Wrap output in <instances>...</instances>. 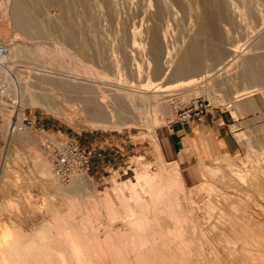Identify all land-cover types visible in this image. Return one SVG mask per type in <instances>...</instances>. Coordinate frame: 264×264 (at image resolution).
<instances>
[{"label":"rangeland","instance_id":"374dc122","mask_svg":"<svg viewBox=\"0 0 264 264\" xmlns=\"http://www.w3.org/2000/svg\"><path fill=\"white\" fill-rule=\"evenodd\" d=\"M8 1L0 0V42L6 43L7 50H9V43L19 42L28 45V47L37 46L39 51L38 54H35L36 56L25 55L20 51L9 57L10 66L18 76L19 82L15 76L5 77L0 69V80L8 82L9 92L16 103L15 108L7 106V109L21 112L23 116L30 119V123L23 124L20 128L21 131L18 129L11 131L7 127L6 119L0 120V224L4 222L11 226H19L24 231H31L40 224L48 223L52 228L57 229L61 226L59 219L65 218L78 220L90 230L95 222H99L98 220L113 221L117 224L119 219L120 221L127 217V219L130 217L133 219V214L138 213L135 216L143 215L141 220H143L142 222L146 221L142 223L144 227L141 226V228L144 229L147 225L148 233H146L148 235H145L146 237L150 236L147 237L148 239H145L144 236L141 241L136 240L135 242L138 244L133 242V247L138 245L139 249L136 250L135 247L136 251L134 252L141 250L139 254L137 252L133 255L134 249H131L132 252L129 250L132 241L127 243L130 246L127 247L128 249L125 247V251L129 250L128 254L131 252L130 255H133L130 256V259L128 258V264L131 262L132 264H240L243 245L248 243L246 241H249L248 236L252 232L261 229L263 223L261 222V225L258 221L264 219L262 190L257 188L259 186H255L254 181H251V176H247L248 174L252 175L251 173L257 166H264V144L262 141L264 139V91L241 93L242 90L239 88L241 79L238 77L241 65L232 66L229 69L231 78L220 77L216 82H213L204 73V76L197 79L198 81L188 85L192 88L185 85L188 94L179 95L183 103L201 95L209 100L213 112L218 110L220 113H229L231 111L233 117L229 120V127L237 141V149L233 153H224L206 132L201 137L193 138L194 145L190 140H186L185 147L179 151L173 152L167 143L171 151L169 153L165 150L164 139L169 128L170 114L154 110L150 102L142 104L141 100L137 98V107L133 109V103L128 105L129 114L132 117L135 116L133 122L128 120L116 125L102 126L89 117L90 111L96 104L94 100H88L83 95L77 99L74 96L76 93L72 91L68 93L69 95L63 94L58 86L52 84L50 86L44 82L39 84L34 77V71L39 70L46 69L45 71L49 72L53 69L57 75L65 69L81 68L80 70H84L83 68H85L89 70L84 73L87 77L105 82L111 78L119 77L118 68L113 66L117 61L121 68L119 69L123 73H121L122 76L124 75L129 84H144L149 79L153 84H166L174 79L170 72L162 77H154L149 73L151 62L146 46L149 42L150 29L158 25L159 27H157L165 35L164 43L168 44L167 47L164 46L175 54L176 51H181L182 48L185 49L191 44L185 42L192 33V19L197 16V7L205 5V7H209L212 0H179V4L168 5L167 11L163 12L165 14L157 18H153L143 10V0H51L50 5V0L47 5L43 4V0H23V4L28 5L29 8L31 6L33 9H29V25L32 24L28 25L29 30L15 26L9 17ZM231 1L235 4L236 14L233 15L232 9L226 6L230 12L225 8L226 20L223 23L224 26L227 25L229 32L223 33L225 42L222 44L227 48H230L231 43L249 45L254 40V32L264 24V0ZM204 2L205 4H203ZM134 14L136 15L134 16ZM40 22L43 24L46 22L45 24H49V26L45 27ZM63 47H70L69 49L76 53L68 54ZM171 47L174 49L171 50ZM167 49L165 50L167 51ZM258 50L264 51V47ZM168 52L166 53L168 54ZM229 57L230 55H225L223 61ZM146 59L149 61L147 62ZM201 60L203 66L211 62L207 58ZM223 61L219 62L216 67L222 65ZM79 65L81 67H78ZM134 67L138 70L133 71ZM211 81L213 84H217L213 85ZM209 82L212 84L211 86ZM248 82L249 77L246 76L245 83ZM17 83L23 88L22 98L21 94L19 95L14 89ZM167 87L169 88L167 92L180 89L176 85ZM31 94L42 95V97L44 94L43 98L46 101L28 99L27 95ZM242 95L243 97H241ZM249 99L253 106L248 110L239 111L237 109L238 101ZM165 108L167 107L165 106ZM39 125H43L53 134L71 135L77 138L81 145L91 150L90 168L88 171H83V183L69 194L57 186L69 184L72 177L69 180H62L52 173L46 153L42 149V134L36 130ZM234 125L235 127H233ZM39 163L40 165L44 163L48 172L42 173ZM205 165L216 167L218 171L208 170L210 167ZM163 166L168 173L179 175L176 174L179 179L178 184L168 188L167 184L165 186L164 180L157 181L158 175L150 184L144 180L143 171L161 170ZM214 171L218 174L213 173ZM237 173L240 177L242 173L247 174V178L245 176L241 180L242 182L245 180V183H241L240 177H235L238 175ZM226 175L227 177H225ZM246 179L249 183L253 182L252 185ZM131 182L133 183L131 187L135 185L132 188L135 193L137 192L134 195L129 185ZM130 191L132 195L129 193ZM120 193L127 195V200L122 201L124 204L119 203ZM136 195L140 197L137 203L136 200L139 198L135 200ZM227 195L229 196L227 197ZM106 201L115 203L114 207L106 208L104 203ZM125 203H128V207L135 208L134 210L130 208V213L133 214L129 213V208ZM120 214L121 216H119ZM242 214L243 216H240ZM172 219H176L177 222ZM169 221L170 223L173 221L171 224L174 231L168 223ZM174 222L176 223L174 224ZM177 226L178 228L182 227L179 228L180 231ZM245 229L246 231H244ZM142 232L143 235L145 229ZM186 254H190L188 255L190 258ZM136 255L138 258L142 257L139 258V262L136 260L137 263L133 261L137 258ZM126 257L128 255H125V259Z\"/></svg>","mask_w":264,"mask_h":264},{"label":"bare ground","instance_id":"6f19581e","mask_svg":"<svg viewBox=\"0 0 264 264\" xmlns=\"http://www.w3.org/2000/svg\"><path fill=\"white\" fill-rule=\"evenodd\" d=\"M22 1L23 0H9L8 1L9 2V5L8 6H9V9H10V16L9 17L13 20V22L15 23V26L17 25V27H19L21 29L22 28H25V29L27 28L28 29V25H29V15H30L29 9H31V6H30V8L27 7L28 5L23 4ZM48 2H49L48 0H43V4H46L47 5ZM259 2H261V1H259ZM198 3H199V1H198ZM50 4H51V0L49 2V5ZM142 4H143V7H144V9H143L144 11H146L153 18H157L158 16L162 15L164 11H167L168 5H173V6L174 5H177V4H179V0H143V3ZM203 4H205V2ZM197 6H198V4H197ZM197 6H195V7H197ZM205 6H198L197 9H196L197 10V16L194 19H192L193 20L192 21V29L193 30H192V33H191L190 37L188 38L187 42H185V43H191V44H189V46H187L185 49L182 48L181 51L180 50L178 52L176 51L175 54L172 51H170L169 49L166 48L168 46V44L166 45L164 43V40H165L164 39L165 38L164 36L165 35H163V33L160 31V29L158 28L159 26L158 25H157L158 27L157 26H153L152 29H150L151 31H150V34L148 36L149 37V42H148V45L146 46L147 47V54H148V56L150 58V62H151V63L149 62L150 63L149 73L152 76H154V77H162V76H165L168 72H170L174 76V79L171 80V81H169V82H167L166 84H163V85L153 84V82H151L150 79L147 80V82L144 83V84H140V83H138V84H129V81L127 79H125L124 75L122 76L123 73L120 71L121 68L119 67V63L117 61L114 62L113 66L115 68H118V71H117L118 73L120 72V74L121 73L122 74L121 75L119 74V77L111 78L110 80H107L105 82H99L95 78L87 77L84 73H86V71L88 69L86 70L85 68H83L84 70H80L81 68L80 69H78V68L77 69H70V70L65 69V71H62V72L60 71L59 74L57 73V75L54 73V70L53 69L51 71H49V72H53V73L47 72L48 70L45 71L46 69L45 70L34 71L35 80L39 84L44 82L46 84L47 83L50 84V86H51V84L52 85H55V86H58L60 88L59 90L63 94H68L71 91L72 92H75L76 95H74V94L73 95L77 99H79L81 97V95H83L88 100H94V103L96 102L97 105L95 104L96 107L94 106V109L92 111H90L89 117H90V119L92 121H94L97 124H100L102 126L116 125L117 123L125 122V121H128V120H131L133 122L134 119H135V116L132 117V115L129 114V111L130 110L127 107H128V105L130 103H133V106H134L133 109L135 107H137L136 106V104H137V102H136L137 101V98H139L141 100V103L142 104H143V102L144 103L145 102H148V103L150 102L154 110H160V111H163V113H165V114L166 113H169L170 114V109H169V105H168V97H166L167 94H168L167 91L169 89L167 86H172L173 87V86L176 85V87H179L180 89L175 90V92L177 91L178 93H180L179 95H182V93L183 94H188L189 92H187L188 91L187 87L188 88L189 87L192 88V86H188V85H192L195 81H198L197 79L198 78L200 79V77H202V75L204 73H205V75L207 74V77L209 79H212L213 82H216L220 77L231 78V75L229 74V71H230L229 69L232 66L237 67V65L238 66L241 65V68H239L240 70L238 72L239 73V76L238 77H240V79H241V81H240L241 83L239 84L240 85L239 88H241V90H242L241 93H249V92L258 91V90L264 91V77H262L263 74H264V51L258 50L259 48L264 47V24L260 27L259 30H257L256 32H254V34H253L254 35V38H253L254 40L250 42L251 44H249V45L248 44L240 45L238 43H231L230 48H227V47H225L222 44V43L225 42L224 41L225 39H223V37H224L223 36L224 35L223 33L224 32L225 33H228L229 32L228 31L229 29H227L228 28L227 25H225L226 27L224 26V23H225L224 21L226 20L225 13H226V10H228L230 12V9H232L231 12L233 13V15H235L236 14L235 4L231 0H212V3H211V5L209 7H205ZM226 6L228 8H230V9H227ZM87 7H89V6H87ZM225 8H226V10H225ZM31 10H33V9H31ZM34 11H36V10H34ZM37 12H39V11H37ZM56 13H58V12H56ZM135 15L136 14H134V16ZM233 15H231V17ZM50 18H52V17H50ZM232 18H234V17H232ZM89 19H91V18H89ZM159 21H160V19H159ZM45 23L46 22H44V24L41 23V25H44L45 27L46 26L48 27L49 24H45ZM78 23L80 24V22H78ZM160 23H161V21H160ZM31 25H29V26H31ZM33 25H34V23H33ZM60 30H58V31H60ZM47 35H49V34H47ZM50 36H48V37H50ZM58 38L59 37H57V39ZM74 38H72V39H74ZM54 39H56V38L54 37ZM13 42H15V41H13ZM164 45H166V47ZM60 46H63V45H60ZM117 46H118V44H117ZM63 48L65 49V52L67 51L68 54H71V53H74L75 52V51L73 52L72 49H69L70 47L69 48L63 47ZM122 48H123V46H122ZM165 49H167V51H169L168 54L166 53L167 51ZM170 49L173 50L174 48L172 49V47H171ZM20 51H22L21 53L22 54H25V55L36 56L35 54H38L39 48L37 46H35V47H28V45L26 46V45H24L22 43L15 42V43H9V50H7L4 53H0V69L3 72V75L5 77H8L9 76V78H11V76H15V78H16L17 81H18V76L15 74V72L13 71V69L10 66L9 57L12 56V55H14V54H16V53H18V52H20ZM225 55H228V56L230 55V57L223 61V58L225 57ZM81 56L83 57V55H81ZM203 57L204 58H207V59H209L211 61V62L208 63V65H204L205 67L203 66V64H202L203 61L201 60V59H204ZM148 61H149V59L147 60V62ZM221 61H223L222 62V65L216 67V65L219 62H221ZM147 66H148V64H147ZM78 67H81V66L79 65ZM221 68H223V69H221ZM132 70L133 71H137L138 69L134 67ZM22 74H24V73H22ZM234 74H232V75H234ZM246 76L249 77V82L248 83H245V77ZM234 77H235V75H234ZM240 79L238 78L237 80H240ZM211 83H212V81H211ZM211 83L209 82L210 86L213 84V83L212 84ZM214 84H217V83H214ZM233 84H234V82H233ZM24 88H25V86H24ZM54 88H56V87H54ZM14 89H16V91L19 93V95L21 94L20 96L22 98L23 97L22 94H24V93H22V89L23 88H21L19 86V83H17L16 88H14ZM40 89H42V88H40ZM212 90H213V88H212ZM212 90H211V92H213ZM233 90H235L234 87H233ZM228 94H229V92H228ZM245 95H247V94H245ZM27 96H28V99H31V100H39L40 102L41 101L43 102V100L46 101L43 98L44 97V94H43V97H42V95H37V94H31V95H27ZM241 97H243V95ZM231 99H232V97H231ZM69 100H70V97H69ZM239 101H238V104H237V108H238L239 111L248 110V109H250L253 106L252 105V102L250 101V99L249 100H245V101L244 100L243 101L241 100V102H239ZM165 102H166V104H165ZM165 106L167 108H165ZM125 111H127L128 113H126ZM131 112H133V111H131ZM17 116H18V118L20 120H22L23 115H22L21 112H18V115ZM19 130H20V128L18 129V131ZM262 141H263V144H264V139ZM252 159H254V158H252ZM165 164H166V162H165ZM39 165H40V163H39ZM205 166H207V165H205ZM209 167L210 168H208V170H214L215 169V171H216L218 169V168L216 169L215 166H214L215 168H213V166L212 167L209 166ZM219 168L221 169V167H219ZM250 169H253V168L250 167ZM256 169H255V171L252 170L253 171V173H251L252 175H250V174H248V175L246 174V175L252 177V180L251 181H254V183L256 184L255 186H259L257 188L260 189V190H262V195L261 196H263V198H264V166H262V167L261 166H257ZM40 171L42 173L48 172V168H47V166L44 165V163H41V165H40ZM215 171L213 173H217ZM176 172H177V170H176ZM234 172H236V171H234ZM219 173H220V171H219ZM245 173L240 174L241 177L239 176V174L238 175L235 174V175H237L235 177H240L241 179L239 178V180L241 181V180H243L245 178V176H246ZM176 174L168 173L167 170H165V168L163 166V168L161 170L159 169V170H154V171H151V172H149V171H143L142 176L145 178L144 180L146 182H148V184H150V182L153 181V179L155 178V176L158 175L159 178L158 179L156 178L157 181L164 180L165 181V186L167 184V187L170 188L173 185L178 184L179 179L177 177L178 174L177 175ZM231 174H233V172ZM83 175H84L83 174V171L77 172V173H75L72 176V180H71V182L69 184H64V185L62 184L63 186L62 185L61 186L59 185V187L57 186V188H61L66 194H67V192L69 194V192L75 191L76 189H78L82 185L83 180H84V176ZM227 175L225 177H227ZM247 176H246V178H247ZM56 177H58V176L56 175ZM236 181H238V179ZM251 181L249 183L248 180H247V182L252 185L253 182L251 183ZM243 182L245 183V180ZM243 182L241 181V183H243ZM129 185H130V188H132V187L135 186L134 185V186L131 187V185H133L132 182ZM137 185H138V183H137ZM168 188H167V190L169 191ZM132 190H133V188H132ZM132 192H133V195L137 193V192L135 193L134 190ZM129 193L131 194V191ZM221 193H223V192H221ZM120 195L121 196H119V203H121L122 201L125 202V199L127 198V195H125L123 193H120ZM231 195H232V193H231ZM138 196L137 195L135 196L136 197L135 200L139 198L138 200H136V203L140 200V197H138ZM228 196L229 195H227V197ZM248 198H251V197H248ZM129 200H128V203H129ZM242 200L244 201V199H242ZM104 203H105L106 208H108V209L113 208L114 207V204H115L112 201L111 202H107L106 201ZM128 203L127 204L125 203L126 204V207H128L127 206ZM257 204H259V202ZM223 205H225V204H223ZM260 205H258V206H260ZM140 206H141V204H140ZM175 207L177 208L176 205H175ZM209 207H211V206H209ZM248 207H250V206H248ZM263 207H264V205H263ZM123 208L125 209V207H123ZM128 208H129V213H130V210L133 208V206H132V208L131 207H128ZM134 209L135 208H133V210ZM243 210H245V209H243ZM236 213H237V211H236ZM130 214H133V213H130ZM137 214H135V215H137ZM135 215L133 214V219H132V217H130L131 219L130 218L127 219L128 217L125 218L127 220L121 218L122 220L120 221V219H119V223H117V224L114 223L113 221L112 222H106L104 220H98L99 221L98 223H96L94 221L95 222V225H92V223H91L92 226L90 227V230H88L87 227L83 226L81 224V222L78 221V220H70V219H65V218L59 219V222H60L59 224L61 225L60 228L54 229L48 223H43V224L38 225L36 228H34L31 231H24L19 226H16V225L11 226L9 224H4V222H3V224H0V264H125V262L129 261V259L133 255L137 254V252H138V251L136 253L134 252V251H136L138 249V247H137L138 245L135 246L136 248L133 247V242H135L138 239H139V241H141L144 238V236H145V239L147 237L149 238V236H150L149 235V236L146 237V235H148L147 234L148 232L146 230V227H148L147 225L144 228L145 229V233L142 235V233H143L142 230L144 231V229L141 228V226H143L142 223L146 222V221L142 222L143 220H141V218H143L142 217L143 215H138V216H135ZM221 215H223V214H221ZM119 216H121V214ZM124 216H125V214H124ZM237 216H238V214H237ZM240 216H243V214L240 215ZM181 217H183V216H181ZM211 218L213 219V217H211ZM245 219H247V218H245ZM261 219H262V217H261ZM172 220H176V219H172ZM184 221H186V220H184ZM189 221H191V220H189ZM166 222H167V220H166ZM166 222H165V224H166ZM176 222H177V220H176ZM176 222H174V224ZM258 222H260V223L262 222L263 223V225L261 223L262 226L259 225V226H261V229L258 226V228H259L257 230L258 233L257 232H252V234L248 236L249 241H246L248 243L245 244L246 243L245 242L244 243L245 245H243V247L241 249L242 252H243L242 253V259H241V263L242 264H264V219L262 221L259 220ZM82 223H83V221H82ZM168 223H170V221ZM171 223H170V225H171V228H172V224ZM212 223H213V221H212ZM186 224H187V222H186ZM227 225H229V224H227ZM239 226H240V223H239ZM190 227H192V226H190ZM173 228H172V230H173ZM177 228H178V226H177ZM179 228H178V230H179ZM149 229H150V227H149ZM244 231H246V229ZM151 232H152V230H151ZM248 234H250V233H248ZM219 235H221V234L219 233ZM151 236H152V234H151ZM158 237H160V236H158ZM180 238H183V237H180ZM237 238L239 239L240 237H237ZM131 241H132V244H131L132 246L131 247H133V248L130 247L129 250L134 249V248L136 249V250L134 249L133 252L131 250V252L133 253L132 256L130 255L131 252L128 254L129 250L125 251L126 250L125 247L127 248V247L130 246V244L128 246L127 243H130ZM179 242H182V241H179ZM162 243H164V242H162ZM135 244H138V243L135 242ZM156 244H157V242H156ZM179 245H180V243H179ZM163 246H164V244H163ZM189 246H190V244H189ZM179 249H181V248H179ZM140 251L138 252V254L140 253ZM150 252H151V250H150ZM158 253H159V251H158ZM191 253H193V252H191ZM181 254H182V252H181ZM125 255H128V257H126L127 260L125 259ZM156 255H157V253H156ZM159 255H160V253H159ZM188 255H190V254H188ZM136 257H137V255H136ZM181 257H182V255H181ZM139 258L137 257V258H135V260H133V259H131V260H133L135 262H136V260H138L137 262H139ZM186 261H187V259H186ZM140 262L142 263L141 260H140ZM199 263H200V261H199ZM126 264H128V262ZM131 264H132V262H131ZM182 264H184V263H182ZM205 264H207V263H205Z\"/></svg>","mask_w":264,"mask_h":264},{"label":"built area","instance_id":"2783aa9c","mask_svg":"<svg viewBox=\"0 0 264 264\" xmlns=\"http://www.w3.org/2000/svg\"><path fill=\"white\" fill-rule=\"evenodd\" d=\"M7 51L5 42H0V53ZM170 109L169 124L184 123L191 120L203 121L211 111L209 100L201 95L195 96L187 103H183L179 94L170 90L167 94ZM15 99L9 92L6 81L0 80V120L5 118L7 127L11 131L19 129L23 124L30 123L27 116L20 120L18 112L9 111L7 106L16 107ZM5 113V115H3ZM42 134L41 145L46 153L47 161L54 175L62 180H69L81 171H88L91 163V150L80 144L79 140L71 135L53 134L43 125L36 127Z\"/></svg>","mask_w":264,"mask_h":264},{"label":"crops","instance_id":"0c3cea01","mask_svg":"<svg viewBox=\"0 0 264 264\" xmlns=\"http://www.w3.org/2000/svg\"><path fill=\"white\" fill-rule=\"evenodd\" d=\"M232 117L231 111L220 113L218 110L216 112L211 110L203 121L191 120L169 124L167 138L165 136L164 139L165 150L169 153L170 148L173 152L179 151L185 147L186 140H190L194 145L193 138L201 137L206 132L224 153H233L237 149V141L229 127V120Z\"/></svg>","mask_w":264,"mask_h":264}]
</instances>
